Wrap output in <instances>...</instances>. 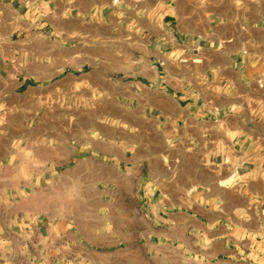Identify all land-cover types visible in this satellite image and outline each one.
<instances>
[{
    "label": "crops",
    "instance_id": "1",
    "mask_svg": "<svg viewBox=\"0 0 264 264\" xmlns=\"http://www.w3.org/2000/svg\"><path fill=\"white\" fill-rule=\"evenodd\" d=\"M147 259L264 264V0H0V264Z\"/></svg>",
    "mask_w": 264,
    "mask_h": 264
},
{
    "label": "rangeland",
    "instance_id": "2",
    "mask_svg": "<svg viewBox=\"0 0 264 264\" xmlns=\"http://www.w3.org/2000/svg\"><path fill=\"white\" fill-rule=\"evenodd\" d=\"M67 100H69L67 98ZM96 103V107L98 108H104V97L96 96L95 99H93ZM88 98H82L81 101V111L77 112V114H66V136L72 137L73 136V128H72V121H75V127L76 128V137H79L80 140L84 139H101L105 136L109 137H120L122 135L120 131V120L122 113L119 111L118 105L116 103H110L109 106L113 109V112L105 113V112H86L85 108H88V104L91 105L92 102L88 103ZM87 106V107H84ZM99 105H103L102 107H99ZM107 107V106H106ZM56 119V117H55ZM70 122V125H69ZM109 164L112 166V164H115L114 162H109ZM103 185V184H100ZM159 261H156L158 263ZM146 264H153L152 260H146Z\"/></svg>",
    "mask_w": 264,
    "mask_h": 264
}]
</instances>
